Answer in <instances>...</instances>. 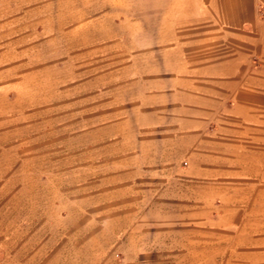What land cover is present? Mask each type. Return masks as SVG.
Masks as SVG:
<instances>
[{
    "label": "rangeland",
    "instance_id": "rangeland-1",
    "mask_svg": "<svg viewBox=\"0 0 264 264\" xmlns=\"http://www.w3.org/2000/svg\"><path fill=\"white\" fill-rule=\"evenodd\" d=\"M164 2L0 0V264H264V186L142 95L174 57ZM204 30L208 56L251 50Z\"/></svg>",
    "mask_w": 264,
    "mask_h": 264
},
{
    "label": "crops",
    "instance_id": "crops-1",
    "mask_svg": "<svg viewBox=\"0 0 264 264\" xmlns=\"http://www.w3.org/2000/svg\"><path fill=\"white\" fill-rule=\"evenodd\" d=\"M162 8L167 13L155 25L164 35L154 41L173 44V61L164 60L167 82L141 86L143 96L155 98L147 106L155 109V124L162 119L167 138L181 140L188 153L234 147L237 176L253 192L264 186V0H175ZM212 23L250 32L251 50L208 56L204 43L212 38L205 34L211 31L204 29Z\"/></svg>",
    "mask_w": 264,
    "mask_h": 264
}]
</instances>
